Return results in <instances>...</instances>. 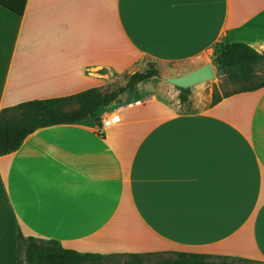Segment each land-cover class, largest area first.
Returning <instances> with one entry per match:
<instances>
[{
  "label": "crops",
  "instance_id": "crops-1",
  "mask_svg": "<svg viewBox=\"0 0 264 264\" xmlns=\"http://www.w3.org/2000/svg\"><path fill=\"white\" fill-rule=\"evenodd\" d=\"M220 43L264 54V0H28L22 16L0 5V113L159 70L0 157V264H19V231L79 253L264 262V87L208 105L191 88L182 103L169 82L213 65ZM108 113L122 121L104 127Z\"/></svg>",
  "mask_w": 264,
  "mask_h": 264
},
{
  "label": "trees",
  "instance_id": "trees-1",
  "mask_svg": "<svg viewBox=\"0 0 264 264\" xmlns=\"http://www.w3.org/2000/svg\"><path fill=\"white\" fill-rule=\"evenodd\" d=\"M28 0H0V5L22 16L26 12ZM264 60V54L246 43L217 44L214 65L218 71L226 74L235 82H250L254 78L256 66ZM159 76L158 67L150 63L144 72L128 75L126 85L108 89L92 88L80 93L46 100H32L14 107L5 108L0 113V157L12 154L20 149L28 136L35 131L64 124H76L116 102L127 91H134L140 83L148 82ZM264 87V81L239 90L253 91ZM180 100L186 103L191 95L190 89H179ZM221 97L214 100L216 104ZM165 256L153 264H242L254 261L243 258L209 256L189 253L129 254L103 256L79 253L62 247L56 240L25 237L18 233L19 264H87L105 258L129 256L135 258L129 264H141L143 256Z\"/></svg>",
  "mask_w": 264,
  "mask_h": 264
},
{
  "label": "rangeland",
  "instance_id": "rangeland-1",
  "mask_svg": "<svg viewBox=\"0 0 264 264\" xmlns=\"http://www.w3.org/2000/svg\"><path fill=\"white\" fill-rule=\"evenodd\" d=\"M215 77L209 81L199 83L192 87L193 91H198V95L209 105L214 100L218 99L221 95H228L235 92H238L241 89L251 87L262 81H264V62L258 67H256L254 78L250 82H235L228 78V76L221 71H218L214 65ZM162 69V67H160ZM128 80V75L120 77L115 87H120L126 85ZM193 93V92H192ZM103 113H100L102 115ZM166 257L171 255H165ZM165 256H143L139 258L141 264H153L159 261L162 257ZM132 260H135L133 257L129 256H117L105 258L99 261L90 262L87 264H129ZM242 264H264V262H251V263H242Z\"/></svg>",
  "mask_w": 264,
  "mask_h": 264
},
{
  "label": "water",
  "instance_id": "water-1",
  "mask_svg": "<svg viewBox=\"0 0 264 264\" xmlns=\"http://www.w3.org/2000/svg\"><path fill=\"white\" fill-rule=\"evenodd\" d=\"M215 71L212 64H207L204 67L190 73L187 76L169 79V82L181 89H190L199 83H203L213 79Z\"/></svg>",
  "mask_w": 264,
  "mask_h": 264
},
{
  "label": "built area",
  "instance_id": "built-area-1",
  "mask_svg": "<svg viewBox=\"0 0 264 264\" xmlns=\"http://www.w3.org/2000/svg\"><path fill=\"white\" fill-rule=\"evenodd\" d=\"M122 118L119 114L116 113H108L106 116L103 118V126L104 127H109L115 123L121 122Z\"/></svg>",
  "mask_w": 264,
  "mask_h": 264
}]
</instances>
